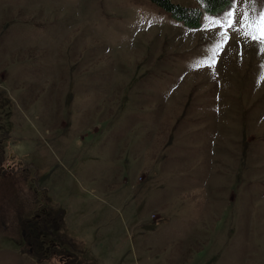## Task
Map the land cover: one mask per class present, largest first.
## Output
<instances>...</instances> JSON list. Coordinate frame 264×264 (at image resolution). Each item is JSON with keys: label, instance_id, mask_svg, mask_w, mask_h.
Listing matches in <instances>:
<instances>
[{"label": "rangeland", "instance_id": "1", "mask_svg": "<svg viewBox=\"0 0 264 264\" xmlns=\"http://www.w3.org/2000/svg\"><path fill=\"white\" fill-rule=\"evenodd\" d=\"M247 8L188 28L150 0H0V264H264Z\"/></svg>", "mask_w": 264, "mask_h": 264}, {"label": "snow or ice", "instance_id": "2", "mask_svg": "<svg viewBox=\"0 0 264 264\" xmlns=\"http://www.w3.org/2000/svg\"><path fill=\"white\" fill-rule=\"evenodd\" d=\"M248 5L239 17V26L237 31L246 37L249 41L259 44L264 47V5L257 8L258 0H245ZM236 13L234 9H229L227 13L221 18L210 23L220 26L221 28L227 29L229 27H235L236 21L234 20ZM151 23V22H150ZM207 27V26H206ZM229 37L226 31L221 33V43L217 45V48H222L223 44L227 43ZM216 55L215 49L213 50V56ZM208 63V61H205ZM215 63V60H212Z\"/></svg>", "mask_w": 264, "mask_h": 264}, {"label": "trees", "instance_id": "3", "mask_svg": "<svg viewBox=\"0 0 264 264\" xmlns=\"http://www.w3.org/2000/svg\"><path fill=\"white\" fill-rule=\"evenodd\" d=\"M150 1L188 28H198L200 26V19L203 12L217 15L231 6L233 2V0H193L199 6H187L174 2V0Z\"/></svg>", "mask_w": 264, "mask_h": 264}]
</instances>
